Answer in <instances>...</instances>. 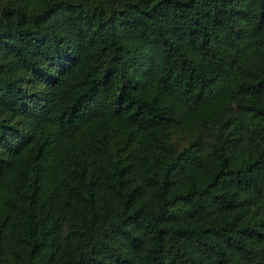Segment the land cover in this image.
Returning <instances> with one entry per match:
<instances>
[{"label":"trees","instance_id":"16d2710c","mask_svg":"<svg viewBox=\"0 0 264 264\" xmlns=\"http://www.w3.org/2000/svg\"><path fill=\"white\" fill-rule=\"evenodd\" d=\"M0 264H264V0H0Z\"/></svg>","mask_w":264,"mask_h":264}]
</instances>
